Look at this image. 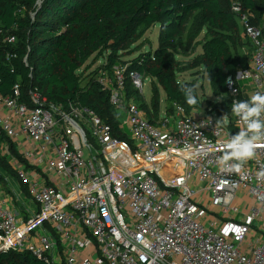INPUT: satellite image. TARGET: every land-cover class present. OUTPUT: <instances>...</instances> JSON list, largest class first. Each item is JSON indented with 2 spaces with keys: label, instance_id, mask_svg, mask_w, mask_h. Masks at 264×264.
I'll return each instance as SVG.
<instances>
[{
  "label": "built area",
  "instance_id": "2783aa9c",
  "mask_svg": "<svg viewBox=\"0 0 264 264\" xmlns=\"http://www.w3.org/2000/svg\"><path fill=\"white\" fill-rule=\"evenodd\" d=\"M232 10L247 59L227 78L229 112L219 97L191 112L156 107L145 76L128 74L123 58L109 67L110 50L78 74L108 92L123 139L87 106L32 91L27 103L18 85L0 94V132L21 155L4 175L12 186L0 197L1 250L45 264H264V147L240 172L218 164L243 127L233 101L264 93V34L240 0ZM128 79L142 101L128 97Z\"/></svg>",
  "mask_w": 264,
  "mask_h": 264
},
{
  "label": "trees",
  "instance_id": "16d2710c",
  "mask_svg": "<svg viewBox=\"0 0 264 264\" xmlns=\"http://www.w3.org/2000/svg\"><path fill=\"white\" fill-rule=\"evenodd\" d=\"M0 0V27L8 36L0 42V94L13 93L19 86L22 101L30 103V92H36L49 102L67 108L77 103L95 110L117 131L119 115L109 103V94L97 83L84 86L78 70L96 55L99 58L110 50L109 67L122 61L127 49L140 31L159 25V45L154 51L140 52L123 61L127 73L135 71L151 77L162 86L170 110L175 103L188 112L203 105L194 84H181L177 71L183 63L176 55L183 46L182 36L187 22L197 14L190 27V38L195 39L206 30L203 52L198 65H203L213 94L223 100L225 111L230 103L224 94L226 81L237 75L242 61L232 51L237 43V15L232 0ZM242 8L252 13V22L264 34V0H240ZM34 15V16H33ZM240 28V27H239ZM241 29V28H240ZM14 37L13 41L10 39ZM142 47V46H141ZM141 47L132 49L133 55ZM193 88L198 103L190 106L183 91ZM128 97L142 101V94L126 83ZM159 104L158 90L152 95ZM212 100L208 105L213 104ZM0 170L14 175L10 157L21 158L5 133L0 132ZM7 154L3 153V150ZM2 175V174H1ZM4 177V176H2ZM0 264H45L30 252L0 249Z\"/></svg>",
  "mask_w": 264,
  "mask_h": 264
},
{
  "label": "rangeland",
  "instance_id": "374dc122",
  "mask_svg": "<svg viewBox=\"0 0 264 264\" xmlns=\"http://www.w3.org/2000/svg\"><path fill=\"white\" fill-rule=\"evenodd\" d=\"M41 2L42 1L40 0L39 3ZM196 16L197 14H195L187 22L182 36L183 46L179 48L180 54L176 55L177 58L183 63V67L185 68L183 71H177V79L181 84L186 82L194 84L201 100L203 101V106L204 105L207 106L209 100L217 101L218 98L213 94L204 66L198 65L199 63L197 57L203 52L202 42L205 40L206 30L205 29L202 30L199 36L195 39H191L189 35L190 27L194 22ZM239 27L241 28V26ZM239 27H238L237 43L236 45L232 46V51L235 55H238L242 61L245 62V59L247 57L246 55L247 39L243 36V32ZM140 32L141 33H139V35H137V37L130 42L129 47L123 50L122 58L124 60H130L131 58L137 56L138 53L140 52L154 51L158 47L159 34H160L159 25H154ZM7 38L8 36H6V34L3 33V29H1L0 27V42L6 41ZM138 47H141L139 51H137L133 55L129 54V52L132 49ZM144 83L145 84L143 91L146 100L149 103H151L153 92L155 93V89H156L158 90V96L160 98L159 101L160 103L162 102V106L164 107L167 103L165 101L166 94L162 86L159 85L157 81L147 76L146 78H144ZM4 175H6L5 171L0 170V182L3 183V187L7 192L9 187H11L12 185L11 183H6V180L4 179V177H2ZM12 192L13 191H11V193ZM30 201H31V197L28 196L26 203H29ZM259 224L260 222L257 224V226H259Z\"/></svg>",
  "mask_w": 264,
  "mask_h": 264
},
{
  "label": "clouds",
  "instance_id": "9594fccd",
  "mask_svg": "<svg viewBox=\"0 0 264 264\" xmlns=\"http://www.w3.org/2000/svg\"><path fill=\"white\" fill-rule=\"evenodd\" d=\"M183 91L190 106L198 103L193 88ZM231 111L243 127L222 145L223 155L218 158V164L222 170L240 172L244 164L255 158L257 148L264 147V93L256 92L248 100H234ZM221 119L226 121V115ZM257 176L264 179V171Z\"/></svg>",
  "mask_w": 264,
  "mask_h": 264
},
{
  "label": "crops",
  "instance_id": "0c3cea01",
  "mask_svg": "<svg viewBox=\"0 0 264 264\" xmlns=\"http://www.w3.org/2000/svg\"><path fill=\"white\" fill-rule=\"evenodd\" d=\"M4 179L6 180V178L4 177ZM1 196H3V197H6V191H5V189H4V187H3V183L2 182H0V197ZM18 211H20L21 210V212L22 213H25L22 209H17Z\"/></svg>",
  "mask_w": 264,
  "mask_h": 264
}]
</instances>
